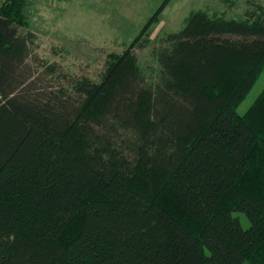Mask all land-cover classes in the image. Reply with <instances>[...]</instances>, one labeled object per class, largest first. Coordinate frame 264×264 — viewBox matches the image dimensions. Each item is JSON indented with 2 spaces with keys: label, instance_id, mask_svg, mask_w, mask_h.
<instances>
[{
  "label": "trees",
  "instance_id": "16d2710c",
  "mask_svg": "<svg viewBox=\"0 0 264 264\" xmlns=\"http://www.w3.org/2000/svg\"><path fill=\"white\" fill-rule=\"evenodd\" d=\"M27 1L0 0V264H264V5L191 13L151 79L165 0L94 80L38 56Z\"/></svg>",
  "mask_w": 264,
  "mask_h": 264
},
{
  "label": "rangeland",
  "instance_id": "374dc122",
  "mask_svg": "<svg viewBox=\"0 0 264 264\" xmlns=\"http://www.w3.org/2000/svg\"><path fill=\"white\" fill-rule=\"evenodd\" d=\"M165 0H28L22 33L36 34L35 52L47 62L59 63L73 76L99 80L117 55L140 34ZM264 0H169L151 26L152 44L138 49L140 64L149 78L159 69L153 49L169 33L180 31L191 13L208 10L227 18L244 19ZM237 38V36H234ZM264 89V71L238 107L244 114ZM244 228L250 221L235 212ZM248 264V263H245Z\"/></svg>",
  "mask_w": 264,
  "mask_h": 264
}]
</instances>
